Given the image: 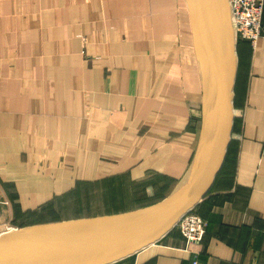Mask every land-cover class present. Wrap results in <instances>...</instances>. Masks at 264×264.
<instances>
[{
    "label": "crops",
    "instance_id": "obj_1",
    "mask_svg": "<svg viewBox=\"0 0 264 264\" xmlns=\"http://www.w3.org/2000/svg\"><path fill=\"white\" fill-rule=\"evenodd\" d=\"M262 29L236 40L229 143L192 208L201 239L174 226L117 264H264V10ZM203 69L185 0H0V220L83 182L129 183L130 203L108 191L97 215L167 196L199 140Z\"/></svg>",
    "mask_w": 264,
    "mask_h": 264
},
{
    "label": "water",
    "instance_id": "obj_2",
    "mask_svg": "<svg viewBox=\"0 0 264 264\" xmlns=\"http://www.w3.org/2000/svg\"><path fill=\"white\" fill-rule=\"evenodd\" d=\"M185 2L205 80L200 136L185 176L143 207L2 232L0 264H113L157 242L207 194L229 143L236 39L228 0Z\"/></svg>",
    "mask_w": 264,
    "mask_h": 264
},
{
    "label": "rangeland",
    "instance_id": "obj_3",
    "mask_svg": "<svg viewBox=\"0 0 264 264\" xmlns=\"http://www.w3.org/2000/svg\"><path fill=\"white\" fill-rule=\"evenodd\" d=\"M80 184L81 185H78L77 188L67 192L63 196L46 198V202L41 204V206L28 212H24L23 216H20L17 220H4V218H2L0 220V233L42 222L97 215L105 210L106 206H112L110 200L113 199L104 194L111 190L120 191V197H115L120 202L126 204L131 201V194H129L128 190L129 183L126 178L98 182H83ZM125 187L127 189H125ZM105 203H108L109 205H106ZM22 218L24 220H22ZM28 222L31 224H25Z\"/></svg>",
    "mask_w": 264,
    "mask_h": 264
},
{
    "label": "built area",
    "instance_id": "obj_4",
    "mask_svg": "<svg viewBox=\"0 0 264 264\" xmlns=\"http://www.w3.org/2000/svg\"><path fill=\"white\" fill-rule=\"evenodd\" d=\"M228 3L235 39H244L253 46L263 33L261 18L264 0H228ZM206 225L207 222L191 209L179 218L175 226L189 245L201 239Z\"/></svg>",
    "mask_w": 264,
    "mask_h": 264
},
{
    "label": "trees",
    "instance_id": "obj_5",
    "mask_svg": "<svg viewBox=\"0 0 264 264\" xmlns=\"http://www.w3.org/2000/svg\"><path fill=\"white\" fill-rule=\"evenodd\" d=\"M263 10H264V6H263ZM262 16H263V13H262ZM261 25H262V18H261ZM238 41H245V42H248V41H246V40H244V39H237ZM46 202V201H45ZM108 202V201H107ZM44 203V202H43ZM110 203L112 204V200H110ZM106 205H109L108 203H105ZM111 208H113V204H112V206H106V209H111ZM194 210H195V208H193ZM193 210V211H194ZM196 211V210H195ZM25 212H27V211H25ZM24 213V212H23ZM23 213H20V212H18V213H14V218L12 219V221H14V220H17V219H19L20 218V216H23ZM22 220H24L23 218H22ZM22 222H24V221H22ZM32 222V221H31ZM19 224H22V223H19ZM25 224H31L30 222H28V223H25ZM24 224V225H25ZM113 264H117V262L116 263H113Z\"/></svg>",
    "mask_w": 264,
    "mask_h": 264
}]
</instances>
